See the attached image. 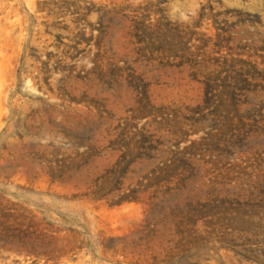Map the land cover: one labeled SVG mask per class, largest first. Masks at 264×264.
I'll return each mask as SVG.
<instances>
[{
	"label": "rangeland",
	"instance_id": "1",
	"mask_svg": "<svg viewBox=\"0 0 264 264\" xmlns=\"http://www.w3.org/2000/svg\"><path fill=\"white\" fill-rule=\"evenodd\" d=\"M0 264H264V0H0Z\"/></svg>",
	"mask_w": 264,
	"mask_h": 264
}]
</instances>
